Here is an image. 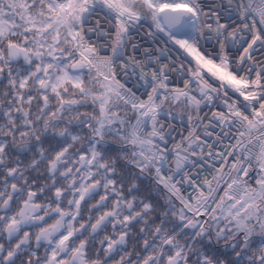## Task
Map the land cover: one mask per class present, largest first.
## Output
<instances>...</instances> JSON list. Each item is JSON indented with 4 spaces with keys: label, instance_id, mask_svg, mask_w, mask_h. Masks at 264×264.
<instances>
[{
    "label": "snow or ice",
    "instance_id": "snow-or-ice-1",
    "mask_svg": "<svg viewBox=\"0 0 264 264\" xmlns=\"http://www.w3.org/2000/svg\"><path fill=\"white\" fill-rule=\"evenodd\" d=\"M0 264H264V0H0Z\"/></svg>",
    "mask_w": 264,
    "mask_h": 264
},
{
    "label": "built area",
    "instance_id": "built-area-1",
    "mask_svg": "<svg viewBox=\"0 0 264 264\" xmlns=\"http://www.w3.org/2000/svg\"><path fill=\"white\" fill-rule=\"evenodd\" d=\"M145 30H146V26H145ZM142 42L144 47H150V48H156L158 46L163 47L162 43H153L152 39L149 37H144Z\"/></svg>",
    "mask_w": 264,
    "mask_h": 264
}]
</instances>
